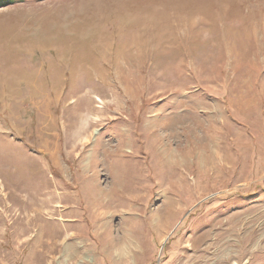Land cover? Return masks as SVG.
I'll use <instances>...</instances> for the list:
<instances>
[{"label": "rangeland", "instance_id": "374dc122", "mask_svg": "<svg viewBox=\"0 0 264 264\" xmlns=\"http://www.w3.org/2000/svg\"><path fill=\"white\" fill-rule=\"evenodd\" d=\"M0 264H264V0L0 6Z\"/></svg>", "mask_w": 264, "mask_h": 264}, {"label": "bare ground", "instance_id": "6f19581e", "mask_svg": "<svg viewBox=\"0 0 264 264\" xmlns=\"http://www.w3.org/2000/svg\"><path fill=\"white\" fill-rule=\"evenodd\" d=\"M89 128V127H88ZM87 131V130H86ZM83 133H85V132H83ZM83 133L80 135V141H79V144H76V142H73V144H74V146H72V145H70L69 143V147L71 148V154H73L76 158H83L84 156V154H83V152H84V144H83V142H82V135H83ZM78 138V137H77ZM78 140H79V138H78ZM82 142V143H81ZM79 145H83V148L79 151ZM76 152V153H75ZM75 153V154H74ZM56 165V164H55ZM117 180V179H116ZM112 184H110L109 186H111ZM90 190V189H89ZM92 190H90V194L92 193V195L94 194V192L92 191ZM63 192V191H62ZM65 192V191H64ZM56 194V193H55ZM58 195H61V194H59L58 193ZM57 196H55L54 198H56ZM94 200V202H93V205H94V207L96 208V210H98V209H100L101 207H102V205H100L101 204V202H99L97 199H96V197L95 198H93ZM111 202H107V204L109 205ZM61 204H62V202L61 201H54L53 202V206L52 207H54L55 209H57L58 207H61ZM106 204V205H107ZM33 207L34 206H31V210L33 209ZM33 211V210H32ZM35 211V210H34ZM47 211V210H46ZM38 212V211H37ZM52 212H55V210H53ZM94 212V211H93ZM97 212V211H96ZM40 214V213H39ZM69 221H71V222H73V221H75V219H68ZM77 248H80V249H82L83 248V246L81 245V246H79V247H77ZM80 251V250H79Z\"/></svg>", "mask_w": 264, "mask_h": 264}, {"label": "trees", "instance_id": "16d2710c", "mask_svg": "<svg viewBox=\"0 0 264 264\" xmlns=\"http://www.w3.org/2000/svg\"><path fill=\"white\" fill-rule=\"evenodd\" d=\"M12 0H0V6H4L5 4L11 2Z\"/></svg>", "mask_w": 264, "mask_h": 264}]
</instances>
